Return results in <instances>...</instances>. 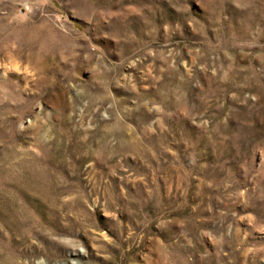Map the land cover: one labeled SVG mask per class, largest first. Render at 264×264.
Wrapping results in <instances>:
<instances>
[{
  "label": "rangeland",
  "instance_id": "obj_1",
  "mask_svg": "<svg viewBox=\"0 0 264 264\" xmlns=\"http://www.w3.org/2000/svg\"><path fill=\"white\" fill-rule=\"evenodd\" d=\"M0 264H264V0H0Z\"/></svg>",
  "mask_w": 264,
  "mask_h": 264
}]
</instances>
